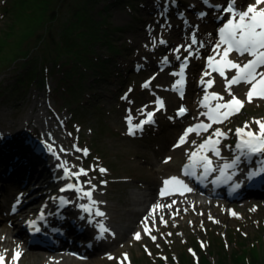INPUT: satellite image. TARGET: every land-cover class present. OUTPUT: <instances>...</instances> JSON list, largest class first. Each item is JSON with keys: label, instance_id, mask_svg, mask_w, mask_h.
Instances as JSON below:
<instances>
[{"label": "rangeland", "instance_id": "1", "mask_svg": "<svg viewBox=\"0 0 264 264\" xmlns=\"http://www.w3.org/2000/svg\"><path fill=\"white\" fill-rule=\"evenodd\" d=\"M171 1L122 0L114 4L111 3L112 0H0V112H6V118L0 119V128L5 132L14 131L18 127H26V132L29 131L28 133L35 135L36 130L28 128L30 122L28 117L25 116L27 112H30V106L35 101L37 103L36 108L40 109V112L36 113L35 110L31 109V114L36 113L38 117H43L49 123V125L47 124L48 127H52L53 131H56L63 140L68 141L69 147L67 149L64 146V141L61 143V141L52 139V133L47 130L42 137L43 139H41L42 144H31L27 148H21V150L27 151L22 153L36 158V156H42L37 154V151L44 154V150L47 148L51 150V153L53 152L54 156H52L56 159L53 163L56 167L57 165L60 167L63 165L73 173L84 169L87 175H80L81 180L86 187L93 190L92 199L97 204L101 201L102 203L106 202V199L103 198L104 191L110 192L115 189L114 187L117 188L118 192L122 191L120 194L122 199L129 195H135L134 191H137V188L128 185V177L132 176L133 166L136 168L148 164V166H151L152 164V168L161 172V179L163 176L164 178L177 177L178 164L186 159L190 151L195 150L200 143L211 136L215 129L218 128L226 134L220 137L221 143L218 147L220 151L222 150L220 154L224 157L228 151L224 149L229 147L230 142L234 143V141L227 139L229 136H236L237 128H244L247 123L248 128L246 131L258 132L259 126L255 121H264V99L254 97L249 102L247 92L250 90L251 85L241 83L232 86L231 89L232 95L243 101L244 106L238 113L229 116L222 123H212L211 128L203 133L189 135L188 138L191 137V143H187L183 148H181L182 146L179 148L174 146L178 133L185 129L189 123H211L203 115L198 105V100L206 94V91H202L203 93L195 96L196 112L194 113L189 108V114L176 127L169 121L174 118V108L178 105L177 101L169 105L165 102L164 108L156 112L154 109V95H160L164 100V92L168 90L169 82L174 79L173 75H171L168 83H164L159 79V76L166 71V67L163 66L161 60H165L168 53L157 55L156 48L161 50V41L167 40L169 44L168 52L176 53L173 48H178L183 44L184 49V45L188 44L189 30L196 28L195 26L187 28L183 34L184 39L180 43L172 39L175 36L170 35L169 31L168 37L165 38L161 30L154 32L153 39H140L153 41V47H151V43L146 44V41L132 38L135 31H143L155 26L157 23L171 25L172 20L179 22L178 13L180 12H183L184 17L192 18V12L187 6L190 0H173L178 1V5L173 6L172 13L169 15L167 14V8L171 6L169 5ZM254 2L255 0H243V2L238 3V6L246 8L248 4ZM42 3L47 4L50 9V11L48 10L49 14L51 13L53 17H56L53 26V39L64 55L61 57V62L55 68H51L50 71L44 68L45 64L40 65V69L43 70H40V72H43L41 73L43 75L42 81L33 82L26 89L21 88L20 91L11 92L10 84H13L17 75L25 69L22 59L5 63L4 60H7L12 52L9 44L14 41L18 42L23 27L20 21L25 18L26 13L31 9H38ZM83 5L89 6L93 17L92 24L97 25L95 36L81 37L79 41L74 42L71 51L62 52V49H67L66 42L59 41L57 35L64 23L71 19V13L75 14L76 9L83 8ZM103 6L106 12L100 13L103 16L102 18L98 13ZM149 6L153 8L150 9ZM201 11L205 12L200 5H197V9L193 14L197 17ZM161 12L167 15L161 18ZM204 21L208 23V17ZM169 25L168 27H170ZM30 42L37 45L36 52H32V56L37 54L43 56L46 52L49 54L52 50V48L47 49L46 41ZM202 43L204 45V42ZM197 47H200V43L197 44ZM182 52L184 53L185 49ZM67 55L68 58L73 57L74 60L62 65L61 63L66 60ZM199 56L200 59L197 64H191V68H193L191 76L189 75V79H191L189 85H193V90L197 87L202 89V83L198 81L204 79L200 76V71L207 69V61L204 65L201 59L205 58L207 60L206 58L210 55L205 51ZM147 62L149 65L146 64ZM151 62H154V64L150 65ZM166 62L167 68L172 67L168 60ZM142 63H145V65ZM50 65L48 62L45 67H51ZM171 69L175 72L176 62ZM231 73L229 71L226 75L229 76ZM149 77H153L154 81L149 84V87L145 88L143 85ZM217 77H220V75H217ZM224 83L225 79L221 78L220 86L223 87ZM210 90L216 91V88L212 87L207 90V94ZM231 98L232 96L227 92L223 102ZM145 101H148L149 105L143 103ZM186 105L188 106V104ZM32 110L34 113H32ZM149 110L155 112L154 123L145 124L142 130L135 129L134 134L130 135L127 118L131 116L132 124H139L140 121L144 120L145 112ZM25 117L27 119H24ZM20 119L23 121L21 122ZM172 129L173 131H171ZM48 138H51V140H48ZM7 141L6 143L9 142ZM192 141H195V143H192ZM20 145H22L21 141L16 139L12 143L13 147H19ZM49 145L51 148H49ZM6 146L5 143L0 142V155ZM134 148H141L146 152L143 153V158L137 159L135 157L129 160L127 152ZM77 149H81V151H77ZM82 149H87V154ZM173 149L179 150V152L180 149H184V155L174 157L171 151ZM231 149L234 158L237 153L236 146ZM16 150L13 149V153L9 154V161H15L19 158L18 153L20 152L17 153ZM68 155L71 156L70 159H68ZM258 159L252 158L254 161ZM64 167H61L63 172ZM100 168L107 171L101 173ZM3 169L6 174V168ZM67 179L74 184L76 176H68ZM13 181L6 179L3 186L7 188L8 184ZM59 191L60 187L56 188L53 197H57ZM16 193L17 191H14L12 197H16ZM248 194V197H243L240 201L226 200L222 204L211 202V196L199 195V199L206 200L210 204H204L203 210L200 211L197 226L189 221H183L181 227L173 229L170 221L176 220V213L172 211V213H163L159 218L155 217L150 220L149 226L143 224V227L139 230L133 227L128 235L135 236L139 232L140 239L131 240L129 245H126L116 254L115 259L107 260L104 263L86 264H202L203 262L206 264H232L234 263L233 258L237 254L243 256L244 260L255 256L254 264H264V217L257 218L259 209L252 203L255 197H264V192L261 190V192ZM86 199L89 202L88 198ZM215 199L218 200L219 198L215 197ZM11 200L13 199H10L7 203L8 209H10ZM108 202L119 204L117 212L108 211L110 215L116 217L108 221L105 216H99L97 228H100L99 226L102 223L109 230L103 233V238L110 241L111 226L119 229L121 226L125 227V224L128 223V215L125 209L132 207V204L123 205L113 199ZM0 203L3 204L2 201ZM59 203H62L60 199ZM28 204L27 202L25 206ZM169 204L170 200L167 199H164L161 203L166 207ZM25 206L19 208L16 214H19ZM95 207V211L98 208L104 213L102 207H97L96 204ZM134 207H137V205H134ZM39 211L37 210L35 213ZM87 214L90 215V213ZM20 215L12 220L15 221L14 225L22 221L23 218ZM24 215H26L25 223L35 216L34 213L31 215L25 213ZM205 215L216 217L227 222L228 225L226 227L221 225L219 229L211 227L201 220V217H205ZM60 216L65 215L60 214ZM242 218L250 219L253 223L240 222ZM88 220L93 221L92 218H88ZM165 222L169 225H164ZM146 227L149 229L147 232L145 231ZM13 235L16 234L13 233ZM152 236L156 239L152 240ZM126 241L127 239H123L120 244ZM55 249L53 248L51 251H55ZM112 249H114V246ZM6 250H0V255L5 257L4 264H58L56 261L43 256V254L48 253V250L46 252L44 249L35 248V255L20 256L17 261H13L14 254L11 258L8 257ZM23 250L24 247L19 246L14 253L17 251L22 253ZM109 250L103 252L102 255L108 254ZM71 251L78 252L75 249H68L65 252L70 254Z\"/></svg>", "mask_w": 264, "mask_h": 264}, {"label": "bare ground", "instance_id": "2", "mask_svg": "<svg viewBox=\"0 0 264 264\" xmlns=\"http://www.w3.org/2000/svg\"><path fill=\"white\" fill-rule=\"evenodd\" d=\"M222 1L224 0H212V3H221ZM239 2H243V0H238V3ZM169 5L171 6L167 8V14L171 15L173 6H177L178 1L172 0ZM197 5H200L201 9L205 10V12L207 13L206 17H208V23L204 21L206 17L200 18L199 15L196 17L195 14H193L197 9ZM187 6L188 9L192 12V18L178 16L180 18L179 22L172 20L171 25H161L157 23L155 26H151L150 28H147L143 31H135L134 35H132V38L136 40H140L142 38L153 39L154 32L157 30H161L162 33L165 35V38L168 37L169 31L170 35L172 34L175 36L172 39H174L177 43H180L184 39V31L190 26H195L196 29L194 30L197 32V37H199L198 42H204V45L203 47H198V49L195 50V54L191 57V62L187 67L188 81L190 82L191 79H189V75L191 76L193 67L191 68L190 74L189 69L191 67V63L192 65H195L200 59V56L197 55L198 50H201L202 53H205L206 51L209 55H214L212 51V46L217 41V37L215 35L216 22L214 19H212L213 15L215 14V10L207 5L202 4V0H190V3ZM148 8L152 9L153 7L149 6ZM162 14L163 13L161 12V18L167 15L163 14V16ZM168 25L170 27H168ZM146 39L140 41H146V44L151 43V47H153V41H148ZM164 41L166 43L160 44L162 48L161 50L156 48V54L162 55L164 53H168L167 60L170 62V66L172 65V67L167 68V60H161V63L164 64L163 66L166 67V71L164 72V74L159 76V79L161 81H163L164 83H168L173 73V70L171 68L174 67V63L177 60V56H184L186 51L184 53L182 52L184 50L182 44L179 47V52L170 53L168 52L169 44L167 43V40ZM187 43H189L188 38ZM205 45L208 46V48H206ZM195 46L196 45H192L191 49L195 48ZM217 59H219V57H217ZM230 59L238 61L239 57L235 53H232L230 55ZM201 60L202 63L206 65L207 60H205V58ZM146 64L149 65L148 62ZM153 64L154 62L150 63V65ZM143 65H145V63ZM206 71L210 72L208 67L207 69H203L200 71V76L204 78L203 80H213L214 84L212 87L216 88V91L219 92V95L223 97L227 95L228 91L226 90L225 85L223 87L220 86L221 78L223 77H217V75L219 74L216 72H211V75L205 76L204 73ZM153 81L154 78L150 80V83H152ZM188 85L186 95L183 101H181L172 89L171 80L169 82L168 90L164 92V102H167L168 105L174 101H177L178 103L185 102L186 104H188L191 111L195 113V110L197 109L195 105V96L200 93H203L202 91L204 90L203 88L199 89L198 87L193 90V85ZM143 103L149 105L148 101H145ZM36 104L37 103L34 101L33 105H31L30 107L37 113L40 112V109L36 108ZM31 109L30 112H27L25 114V116L28 117L30 122L28 128L36 130L35 135H32V133H28L29 131L26 132V127H18L14 131L11 130L5 132H3L0 128V142L2 141L3 143H5V146L8 144L3 149V152L0 155V202H3V204L0 203V250L7 249L6 252L8 257L11 258L14 254L15 249L19 248V246L24 247V250L21 253V257L33 256L36 254V251H34L35 248L30 246L28 242L24 239L26 236L24 226H27V224L24 222V220H26V215L24 214L27 213L28 215H31L32 213H34L35 216L40 217L39 212L35 213L37 210L42 211L43 219H41V223L45 228L51 230L54 226H56L60 227L63 231L64 238L55 236L56 244L53 247L56 248L55 251H51L50 249L48 250V253L43 254V256L49 258L50 260L56 261L58 264L104 263L107 260L115 259L116 254L120 250H122V248H124L126 245H129V242L131 240L136 239L134 235H128V232L131 231L133 227L139 230L143 227V224L149 226L150 220L155 217L159 218V216L163 213H176V220L170 221L173 229L181 227L183 225V221H189L194 226L198 225V221L200 218L199 216L201 213L200 211L203 210L204 204H208V202L206 200L199 199V194L194 191H184L183 194H181L179 191H173L172 194L161 197L160 190L164 186L163 182L169 178H164L163 176V178L161 179V172L152 168V164L150 163L151 166H148L149 164L136 168L133 166L132 176L128 177V185L137 188V191H134L135 195H129L128 197H123L122 199V197L120 196L122 191L118 192L117 188L114 187L115 189L110 192H107V190L104 191L103 198L106 199V202L102 203L101 201L98 204L96 203L97 207L100 206L104 209V216L106 217V219H108V221H111L116 217L115 215H110L108 211L112 210V212H117V207L119 206V204L109 203L108 201H111L113 199L116 200L117 203L119 202L123 205L132 204V207L125 209L128 215V223L125 224V227L121 226L119 229L115 228L114 226H111V240L109 241L108 239L103 238V233L100 232V228H97L99 216L95 215V205L91 206L92 212L89 216L79 207L80 204H89L86 199L87 197H84L82 192H76L74 189L66 190L64 192L59 191L57 197H53V193L56 188L58 189L61 186L65 188L67 184H73L72 182L68 181L67 177H65L62 168L59 165H57V167L56 165H54L53 162H55L56 159L53 158V152L51 153V150L45 148L44 154H39L42 156H36V158H34V156L32 155L22 153L25 150H21V148H27L31 144H42L41 139H43L42 137L46 134L47 130L48 132L50 131L52 133V139H55L59 142L61 141V143L64 141V146H66L67 149L69 147L68 141L63 140L60 135L56 133V131H53L52 127H48L49 123L45 121L43 117H38L36 113V117L35 114L32 115ZM33 110L32 113H34ZM5 116V111L0 112V119H5ZM26 117L24 119H27ZM20 121L22 122L23 120L20 119ZM169 122L172 123L174 127L179 125V122H177L176 120H172ZM171 131H173V129ZM15 139L17 141H21L22 145H20L19 147H13L12 143ZM49 139L51 140V138H48V140ZM227 140L234 141V143L230 142L229 147L224 149L228 150L226 152L227 154L224 156V158L227 157L225 159V163H231V161L234 159L233 151L231 148L235 147L238 143L237 135L229 136ZM6 141L8 143H6ZM189 142L191 143V137L187 138V142L184 143L181 148H183L184 145H187V143ZM13 149H17V153L20 152L18 153L19 158H17V160L15 161H9L8 156L10 153H13ZM180 150V152L179 150H171L173 152L174 157L184 155V149ZM130 151L127 152V154L129 155V160L135 157H137V159L140 157L143 158V153H146L141 148H134ZM211 155L214 156L217 162L218 160H220V158L215 156L213 153ZM235 156H237V154H235ZM70 158L71 156L68 155V159ZM253 158L259 159L254 161L252 159L248 160L249 157L246 158L244 156H241L239 164L235 168L228 169L229 172H234L236 178L240 180V182H242L243 187L241 191L243 193H254L259 191L261 192V190H263L264 192V171H260V169L264 167V165L261 164V161H264V156H257ZM35 159L38 161H36ZM32 162L34 163L32 164ZM179 167L180 163L178 164V168ZM3 168H6L7 170L6 174L4 173ZM253 172H259V174L251 175ZM78 178V183H74V185L83 189V191H93L83 184L80 176ZM6 179L14 180L10 184H8L7 188L3 186V183ZM257 180L261 181V185L258 187L256 186ZM14 191L21 192L20 197H12ZM210 196L212 197L211 202H216L218 204H222L224 203V201L228 200L221 193ZM61 197H63L64 200H68L69 203L67 205H64V203L60 204L59 199ZM215 197L219 199L217 200L215 199ZM10 199H13V201L21 200L20 206H25L27 202L29 203L22 210H20L19 214H21L20 216L23 219L22 221L17 223V225H14L15 221L12 220H14V218L19 214L14 213L7 207V203ZM164 199L170 200V207L162 205L163 207L157 208L155 212H153V206L156 204L161 205ZM252 203L259 209L257 212V218L264 217V197H255L252 200ZM134 205H137V207H134ZM60 214L65 215L64 218H61ZM190 214L192 215L191 217ZM88 218H92L93 221L90 222ZM201 220L207 223V225L209 224L211 227H214L216 229H219L221 225L225 227L228 225L227 222H224L211 215H205V217H201ZM240 222H246L247 224L253 223L252 220L243 218L240 220ZM164 225L168 226L169 223L165 222ZM13 233L16 235H13ZM123 239H127V241L123 244H120L121 240ZM113 246L114 249H112ZM68 249H75L76 251H78V255L75 256L65 252ZM108 250V254L102 255L103 252H106ZM44 251L47 252V250ZM110 254H114V256Z\"/></svg>", "mask_w": 264, "mask_h": 264}, {"label": "snow or ice", "instance_id": "3", "mask_svg": "<svg viewBox=\"0 0 264 264\" xmlns=\"http://www.w3.org/2000/svg\"><path fill=\"white\" fill-rule=\"evenodd\" d=\"M202 4L209 6L214 9L217 14V19L221 21V26L218 28V39L212 46V51L214 55L208 56L207 67L211 69V72L218 73L221 77L226 80V90L232 96V98L224 103H216L215 107H212L210 104L211 100L223 101L224 97L218 93H211V95L206 94L201 101V107L207 109V112L204 115L207 116L208 120L211 123H199L194 126L189 127L185 130L184 134L180 137V140L177 147L180 144L187 142V137L191 133L200 134L201 131H207L211 128L212 123H222L224 120L228 119L229 116L238 113L243 108V101L238 99L235 95H232L231 89L233 85L245 83L251 85L250 90L247 92V99L249 102L253 100L254 97H259L264 99V0H255L254 3H250L246 8H241L238 6V0H226V4L212 3V0H202ZM207 13L201 11L199 13L200 18H205ZM161 43H166L161 41ZM198 43L196 34L193 33L191 36V43L185 48V51L189 52V55H193L191 52L192 45ZM200 46L203 47V43L199 42ZM183 47V46H182ZM175 52H179L180 48H176ZM232 53L237 54L239 57L247 55L250 59L246 63H241L237 60L230 59ZM219 57V59H217ZM179 60L180 57L177 56ZM167 60V58H165ZM187 57L184 58V62L180 65L179 72H173V76H178L179 79L176 80L173 85V90L177 88H183L185 84V69L187 68ZM235 71V74L228 78L226 75L229 71ZM211 72L206 71L205 76L211 75ZM202 84L206 83V89L211 88L214 84L213 80H208L205 82L201 80ZM150 81L146 82L143 87H149ZM181 95H183L181 93ZM158 108H162L164 103L162 100L158 102ZM143 112V110H141ZM187 112V109L181 107L178 110L177 115H184ZM154 113L147 112L146 119L140 121L139 124H132V117L127 118L129 124V134H134L135 129H143L145 124L154 123L153 120ZM255 123L259 126L258 132H253L251 130L246 131L248 124L246 123L244 128H237L236 135L239 138L238 143L236 144V149L239 154L231 161V163H224L219 167L220 177H225L228 169L235 168L239 162L241 156L252 157V156H264V121L257 120ZM220 129H215L213 134L200 143L196 150L189 154V163L184 166V175L189 177H195L196 168L200 166L203 169V175L207 176L208 174L216 171L213 167L212 159L207 155L208 152H212L215 156H220V150L217 147L220 140L219 137L225 136ZM213 137H216L214 139ZM195 143V141H192ZM49 148L51 146L49 145ZM81 151V149H77ZM82 151L87 154V149H82ZM170 159V158H169ZM167 162V161H166ZM261 164L264 165V161H261ZM61 167H64L61 165ZM101 173L106 172L104 168H100ZM264 171V167L260 169ZM65 177L68 176H77L87 175V172L84 169H80L78 173L71 172L67 167H64ZM235 174V173H233ZM259 172H253L251 175H257ZM231 179V177H227ZM90 183V181H89ZM213 183H216L214 180ZM164 186L160 190V196H166L172 194L173 191H179L183 194L184 191L191 192L192 189L178 177H170L163 182ZM237 187L239 185H236ZM94 187V186H93ZM74 189L76 192H82L84 197H87L89 204H80L79 207L86 213L92 212V205H95L97 202L92 199L91 191H83V189L77 187L74 184H67L65 188H61L60 191L64 192L66 190ZM62 203H67L63 197L60 198ZM163 207L160 204L153 206V212L157 208ZM170 207V205H168ZM234 214V213H233ZM96 216H104L105 214L100 211L98 208L95 211ZM40 219H43V214H41ZM29 224L35 227V221H29ZM100 232L106 233L109 230L100 224ZM40 229L37 227L36 231ZM145 231H149L146 227ZM137 240L140 239V233L135 234ZM155 240V237H152ZM21 256L20 252H15L13 255V261H17ZM111 258V257H109ZM126 258V257H125ZM5 257L0 255V264H4Z\"/></svg>", "mask_w": 264, "mask_h": 264}, {"label": "trees", "instance_id": "4", "mask_svg": "<svg viewBox=\"0 0 264 264\" xmlns=\"http://www.w3.org/2000/svg\"><path fill=\"white\" fill-rule=\"evenodd\" d=\"M121 1L122 0H112L111 3L115 4ZM48 10L50 11L47 4L42 3L38 9L36 10L31 9L30 11H28L26 13L25 18L20 21L23 27L18 42L14 41L9 44L11 45L10 50L12 52L10 56L7 57V60H4L6 61L5 63L14 62L17 61V59H22L23 60L22 64L24 65V69H25L22 73H19L17 75L14 83L10 84L11 92L18 90L20 91L21 88L26 89L33 82L36 83L42 81L43 75L41 73L43 72H40V70L41 71L43 70L40 69V65L45 64L44 68L50 71L51 68H55L58 65V63H60L62 60L61 57H63L64 53H61L60 47L56 45V43H54V39H53L54 38L53 26L55 24L54 19L56 17H53L51 13L49 14ZM105 12L106 9L103 6L102 8H100L98 14ZM100 16L103 18L101 14ZM92 19L93 17L90 13L89 6L83 5V8L80 7L79 9H76L75 14L71 13V19H68L66 23H64V25L59 31V34L57 35L59 41L66 42L67 49H62L63 50L62 52L66 53L68 51H71L74 42L79 41L81 37H87V36L92 37L95 34L97 25L92 24L93 23ZM30 41H44V42L46 41L47 49L52 48V50L50 51L49 54L46 52L43 56H40L38 54L32 56V52H36L37 45H33ZM72 60H74V58L73 57L68 58L67 55L66 60L61 64L66 65ZM48 62L51 64L50 65L51 67L49 66L45 67ZM36 63L38 64L37 66ZM242 257L240 256V254H237L233 258L234 263L232 264L255 263V259H256L255 256L248 257V259L245 260ZM202 264H206V263L203 262Z\"/></svg>", "mask_w": 264, "mask_h": 264}]
</instances>
